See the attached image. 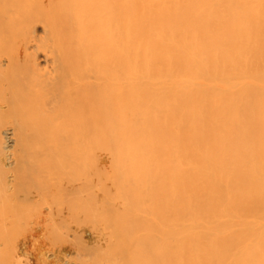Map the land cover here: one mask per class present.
<instances>
[{"label": "bare ground", "instance_id": "1", "mask_svg": "<svg viewBox=\"0 0 264 264\" xmlns=\"http://www.w3.org/2000/svg\"><path fill=\"white\" fill-rule=\"evenodd\" d=\"M0 264H264V0H0Z\"/></svg>", "mask_w": 264, "mask_h": 264}]
</instances>
